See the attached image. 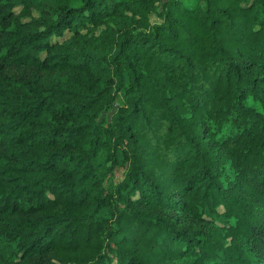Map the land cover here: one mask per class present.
<instances>
[{
  "label": "trees",
  "instance_id": "1",
  "mask_svg": "<svg viewBox=\"0 0 264 264\" xmlns=\"http://www.w3.org/2000/svg\"><path fill=\"white\" fill-rule=\"evenodd\" d=\"M0 264H264V0H0Z\"/></svg>",
  "mask_w": 264,
  "mask_h": 264
},
{
  "label": "rangeland",
  "instance_id": "2",
  "mask_svg": "<svg viewBox=\"0 0 264 264\" xmlns=\"http://www.w3.org/2000/svg\"><path fill=\"white\" fill-rule=\"evenodd\" d=\"M119 177H120V176H119V172L116 171L115 174H114V179H115V181H117V180L119 179ZM114 179H113V180H114Z\"/></svg>",
  "mask_w": 264,
  "mask_h": 264
}]
</instances>
